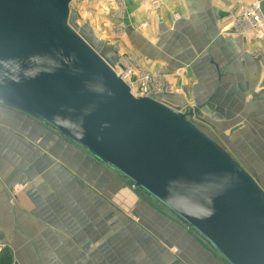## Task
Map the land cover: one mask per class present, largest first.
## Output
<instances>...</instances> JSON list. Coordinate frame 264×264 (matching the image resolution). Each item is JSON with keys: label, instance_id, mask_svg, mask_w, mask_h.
<instances>
[{"label": "crops", "instance_id": "obj_1", "mask_svg": "<svg viewBox=\"0 0 264 264\" xmlns=\"http://www.w3.org/2000/svg\"><path fill=\"white\" fill-rule=\"evenodd\" d=\"M110 1L109 24L120 22L124 35L95 47L108 61L127 55L135 70L153 75V97L197 108L193 119L215 132L246 130L264 140V34L237 19L254 3L264 18V0H140L137 9L135 1ZM4 248L15 264H226L85 150L0 106Z\"/></svg>", "mask_w": 264, "mask_h": 264}, {"label": "water", "instance_id": "obj_2", "mask_svg": "<svg viewBox=\"0 0 264 264\" xmlns=\"http://www.w3.org/2000/svg\"><path fill=\"white\" fill-rule=\"evenodd\" d=\"M72 0H0V106L55 130L211 247L264 264V188L193 117L132 92L71 23Z\"/></svg>", "mask_w": 264, "mask_h": 264}, {"label": "rangeland", "instance_id": "obj_3", "mask_svg": "<svg viewBox=\"0 0 264 264\" xmlns=\"http://www.w3.org/2000/svg\"><path fill=\"white\" fill-rule=\"evenodd\" d=\"M73 1V0H72ZM127 1V0H126ZM135 1L136 9L140 7V0H128ZM138 1V2H136ZM81 3V4H80ZM115 3H118L117 1ZM121 6H124V1L119 0ZM118 3V4H119ZM73 9L71 10V23L79 31L82 32L83 36L89 40L95 47L103 49L101 44L107 43L108 39L121 38L124 34L123 27L121 23L115 25L114 29L109 22H112L114 3L109 2V0H81V2L73 1ZM116 4V9L119 8ZM253 5V4H252ZM248 7H251L248 6ZM116 23V22H115ZM126 55V54H123ZM126 57V58H124ZM120 61H129L134 64L133 60L128 58V56H121ZM118 63V62H117ZM116 63V64H117ZM134 68V67H133ZM142 71H135V74L139 76ZM153 76L152 74H149ZM200 124H205L202 126L203 129L209 130L208 134L221 142L226 148L231 151V153L239 160L241 163L251 172L260 177L261 185L264 188V140L262 134L250 135L245 132L246 130L240 131L236 136L235 133L228 137L226 132H215L212 130L211 125L208 127V123L200 122ZM213 124V123H212ZM216 126H220L217 124ZM242 137V138H241ZM251 143L254 145L252 148ZM2 250V249H1ZM0 250V252H1ZM194 259L197 258V254H192ZM200 256V254H199ZM15 260V259H14ZM12 264H15V261ZM209 264H217L213 260L208 262Z\"/></svg>", "mask_w": 264, "mask_h": 264}, {"label": "built area", "instance_id": "obj_4", "mask_svg": "<svg viewBox=\"0 0 264 264\" xmlns=\"http://www.w3.org/2000/svg\"><path fill=\"white\" fill-rule=\"evenodd\" d=\"M240 23H246L248 29L252 30L257 37L264 34V18L261 14V7L254 3L251 7H244L237 17ZM114 69L131 86L132 92L140 96H153V76L149 73L141 72L139 76L135 74L133 64L129 61H120L113 65Z\"/></svg>", "mask_w": 264, "mask_h": 264}, {"label": "trees", "instance_id": "obj_5", "mask_svg": "<svg viewBox=\"0 0 264 264\" xmlns=\"http://www.w3.org/2000/svg\"><path fill=\"white\" fill-rule=\"evenodd\" d=\"M13 253L9 249H2L0 252V264H12Z\"/></svg>", "mask_w": 264, "mask_h": 264}]
</instances>
